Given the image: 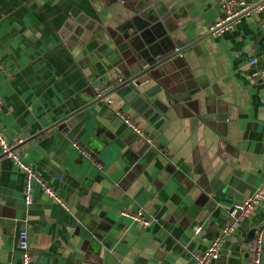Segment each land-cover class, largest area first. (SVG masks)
I'll list each match as a JSON object with an SVG mask.
<instances>
[{"label": "crops", "instance_id": "crops-1", "mask_svg": "<svg viewBox=\"0 0 264 264\" xmlns=\"http://www.w3.org/2000/svg\"><path fill=\"white\" fill-rule=\"evenodd\" d=\"M222 15L219 0H0V127L61 200L36 184L27 206L0 149V264H20L23 231L33 264H197L264 185V77L250 67L264 69V14L214 35ZM137 76L162 87L161 130L99 98ZM139 209L158 222L123 215ZM263 219L264 198L211 264H251Z\"/></svg>", "mask_w": 264, "mask_h": 264}, {"label": "built area", "instance_id": "built-area-1", "mask_svg": "<svg viewBox=\"0 0 264 264\" xmlns=\"http://www.w3.org/2000/svg\"><path fill=\"white\" fill-rule=\"evenodd\" d=\"M219 4L223 11V15L220 19L210 27V32L214 35H221L225 31L231 29L235 23L241 21L244 16L255 14H264V0H260L258 3L253 4L245 0H219ZM261 23L264 25V15L261 19ZM256 60L250 61V67L252 70V77L259 78L264 77V69H257L255 65ZM107 88L106 91H109ZM104 91L103 93H105ZM101 93V95L103 94ZM100 96V95H99ZM111 103V102H110ZM139 137L143 138L147 144L155 145L151 138L147 137V133L130 117L123 112L117 114ZM22 140L12 143L4 135L3 130L0 127V149L4 156H7L14 160L17 167L25 175V203L27 206L32 205L34 202V192L36 184L42 187L44 193L50 197L61 202L55 189L49 186L42 177L27 164L20 153V145ZM74 146L79 149L85 156L91 158V153L83 148L79 143L75 142ZM264 198V185L255 190L252 196L247 198L244 202L234 205L230 211V220L228 224L222 229L220 235L216 237L211 245L202 253L196 256L197 264H211L212 261L221 257L222 248L228 237L232 236L238 228L241 226L245 218L252 215L255 206H257ZM123 215L134 219L144 226H150L157 223L158 219L152 214L143 209H139L136 212L124 211ZM255 232L253 253L251 264H263V245H264V219L256 223L253 228ZM200 229H197L199 232ZM18 247L20 249V264H33L34 256L31 251L30 237L26 231H23L19 235Z\"/></svg>", "mask_w": 264, "mask_h": 264}, {"label": "water", "instance_id": "water-1", "mask_svg": "<svg viewBox=\"0 0 264 264\" xmlns=\"http://www.w3.org/2000/svg\"><path fill=\"white\" fill-rule=\"evenodd\" d=\"M177 45L184 46V43H178ZM168 54L169 52L159 55L157 59H153L151 61V64H154L157 61L162 63V61L173 57L172 54ZM173 54L178 55L179 52ZM138 77L139 76L126 79L122 83L100 95L99 98L103 99L115 94L122 99L123 104L127 105L131 110L139 114L155 129L161 130L162 126L168 119L166 115V98L161 94L162 87L159 86L153 89L141 87L139 81L137 80ZM109 104L111 103L109 102ZM254 234L255 232L252 230L251 235L254 236Z\"/></svg>", "mask_w": 264, "mask_h": 264}]
</instances>
